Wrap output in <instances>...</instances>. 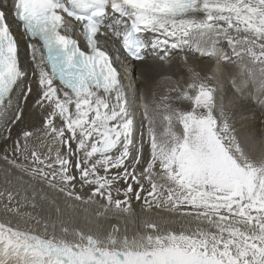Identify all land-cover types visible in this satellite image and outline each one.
Here are the masks:
<instances>
[{"label": "snow or ice", "instance_id": "6c2138e0", "mask_svg": "<svg viewBox=\"0 0 264 264\" xmlns=\"http://www.w3.org/2000/svg\"><path fill=\"white\" fill-rule=\"evenodd\" d=\"M257 139L264 0L0 3V264H264Z\"/></svg>", "mask_w": 264, "mask_h": 264}, {"label": "bare ground", "instance_id": "6f19581e", "mask_svg": "<svg viewBox=\"0 0 264 264\" xmlns=\"http://www.w3.org/2000/svg\"><path fill=\"white\" fill-rule=\"evenodd\" d=\"M0 3L6 4L7 0H0ZM13 30H14V34L17 37H20V29L15 24L13 25ZM21 47H24V45L22 44ZM231 71H234L233 66L225 67V75H227ZM165 90H166V85L161 84L158 91L162 93ZM253 103H255V97H253ZM187 104L188 102H184V106H186ZM257 141H259V139L256 140V143ZM2 168H3V164L2 162H0V169ZM2 190H3V183L2 181H0V191ZM133 203L135 204L137 214L142 215L140 213L139 204H137L136 202H133ZM61 208L63 209V214L60 217V219H62L70 229L73 225H78L80 227H85V228L93 227L95 230V226L89 225L86 223V220L88 218H91L92 214L95 212V208H96L95 205L91 206L87 210H85V206L81 205L75 209V212H73V210L65 208L63 202L61 201ZM153 216L154 218H160V217H163L165 219L175 218V217L170 216L169 213L164 212V211H161L159 213V216H157L155 213L153 214ZM0 222H11L14 224L17 222V220L16 218L11 217L8 214L4 213L2 208H0ZM99 224L101 226L100 230H105V229L110 230L113 224L118 225L121 231H124V229L127 228L129 233H131L133 230L137 228V224L132 222L131 220H128L126 223L125 218L123 216L114 218L111 216V214H109V217L107 219H101L99 221ZM37 230H40V229H37ZM49 231L51 232V229H49Z\"/></svg>", "mask_w": 264, "mask_h": 264}, {"label": "rangeland", "instance_id": "374dc122", "mask_svg": "<svg viewBox=\"0 0 264 264\" xmlns=\"http://www.w3.org/2000/svg\"><path fill=\"white\" fill-rule=\"evenodd\" d=\"M252 148L254 151L260 152L261 150H264V143H261L260 141H257V143L254 142V144L252 145Z\"/></svg>", "mask_w": 264, "mask_h": 264}]
</instances>
